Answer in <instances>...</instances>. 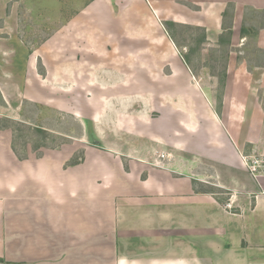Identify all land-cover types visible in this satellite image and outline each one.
I'll return each instance as SVG.
<instances>
[{
	"label": "rangeland",
	"instance_id": "obj_1",
	"mask_svg": "<svg viewBox=\"0 0 264 264\" xmlns=\"http://www.w3.org/2000/svg\"><path fill=\"white\" fill-rule=\"evenodd\" d=\"M183 2L181 13L191 6ZM150 13L143 0L0 2V122L11 142L12 128H22V155L72 143L80 155L92 142L150 151L153 163L170 153L209 182L199 190L229 201L231 194L212 184L223 168L207 154L227 130L241 142L240 156L264 154V12L246 8L236 29L235 12L224 18V26L233 21L231 44L186 23L171 27L173 40ZM189 49L197 90L184 93L170 60H183Z\"/></svg>",
	"mask_w": 264,
	"mask_h": 264
},
{
	"label": "crops",
	"instance_id": "obj_2",
	"mask_svg": "<svg viewBox=\"0 0 264 264\" xmlns=\"http://www.w3.org/2000/svg\"><path fill=\"white\" fill-rule=\"evenodd\" d=\"M143 1L163 28L191 24L208 38L222 33L229 3L235 29L246 8L264 11V0H183L191 6L181 13V0H168L176 13L167 16L166 1ZM171 59L184 93L196 89L185 62ZM226 133L207 154L223 168L212 184L231 194L224 202L199 190L209 182L170 153L153 163L150 151L104 143L85 146L83 162L65 166L72 143L21 160L10 130L0 129V264H264V176L247 170L241 142Z\"/></svg>",
	"mask_w": 264,
	"mask_h": 264
},
{
	"label": "trees",
	"instance_id": "obj_3",
	"mask_svg": "<svg viewBox=\"0 0 264 264\" xmlns=\"http://www.w3.org/2000/svg\"><path fill=\"white\" fill-rule=\"evenodd\" d=\"M229 9L228 7L225 9V11L223 12V19L226 18L228 15H230L232 13L233 17H234V12H235V5L233 3H229ZM230 8H231V12H230ZM264 12V11H263ZM177 23H175L174 21H166L164 23L165 25V28L168 32V35L170 36V38H172L173 40L174 39V34L172 33V30H171V27L172 26H175ZM249 33V29L246 27L245 24H243L241 26V34L243 36H247ZM232 36H233V21L232 23L228 26V25H225L224 26V22H223V31L222 33L219 35L218 37V44H224V43H228V44H231L232 43ZM207 40V34L206 32L204 31L203 35L201 36L200 38V43H203ZM191 49H189L186 53H181L182 57H183V60L185 62V64L187 65V67L194 73V70L192 69V65H191ZM227 77V71L225 73V78L226 79ZM225 81V80H224ZM20 124H24L22 121L19 122ZM18 124V123H17ZM19 124V125H20ZM8 126L7 125H4L2 120L0 122V128L4 129V128H7ZM37 130L40 131V132H43L44 129L40 128L39 125H37ZM16 130H22V128H16V129H13L12 128V134H13V137H12V149L13 151L15 152V154L17 155V157L21 160L23 159H27L29 157V154H27V152L24 153V155L20 154L19 152V149H18V146H17V143H16ZM93 146H97V147H100L102 148V145L100 142H92L91 143ZM85 158V151H82L80 153V155H73V157H71V159L69 161L66 162L65 166H73V165H77V164H80L83 162Z\"/></svg>",
	"mask_w": 264,
	"mask_h": 264
},
{
	"label": "built area",
	"instance_id": "obj_4",
	"mask_svg": "<svg viewBox=\"0 0 264 264\" xmlns=\"http://www.w3.org/2000/svg\"><path fill=\"white\" fill-rule=\"evenodd\" d=\"M165 155H161L163 158ZM241 159L249 172L255 177L260 178L264 176V154H243Z\"/></svg>",
	"mask_w": 264,
	"mask_h": 264
}]
</instances>
